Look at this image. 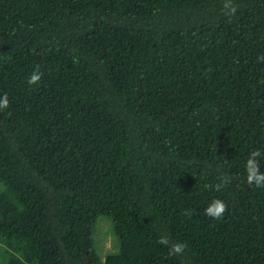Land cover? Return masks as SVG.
<instances>
[{"label":"trees","instance_id":"obj_1","mask_svg":"<svg viewBox=\"0 0 264 264\" xmlns=\"http://www.w3.org/2000/svg\"><path fill=\"white\" fill-rule=\"evenodd\" d=\"M223 2L0 0V264H264V0Z\"/></svg>","mask_w":264,"mask_h":264},{"label":"clouds","instance_id":"obj_2","mask_svg":"<svg viewBox=\"0 0 264 264\" xmlns=\"http://www.w3.org/2000/svg\"><path fill=\"white\" fill-rule=\"evenodd\" d=\"M223 8L225 10L226 15H234L237 8L233 4V0H224ZM258 60L264 61V56H259ZM39 66H37V70H34L29 76L27 83L29 85H38L41 81L43 73L38 70ZM9 100L7 94L0 97V110L7 109L9 107ZM262 156V153L259 149H254L248 156L245 162V170H246V181L249 185H255L257 187H264V172L260 171V162L259 157ZM230 182V177L223 176L221 178V183L215 185V189L217 191L220 190L222 185H227ZM205 187L211 188L212 185H205ZM227 204L221 199H213L205 208L204 214L214 220H220L224 213L227 211ZM190 216L191 213L189 212ZM158 244L160 245H169V240L165 236H161L158 240ZM186 248V243L179 241L176 243H172L168 248L169 255H177L183 253Z\"/></svg>","mask_w":264,"mask_h":264},{"label":"rangeland","instance_id":"obj_3","mask_svg":"<svg viewBox=\"0 0 264 264\" xmlns=\"http://www.w3.org/2000/svg\"><path fill=\"white\" fill-rule=\"evenodd\" d=\"M0 186H1V188H3V184L0 183ZM105 218H107V217H105ZM105 218H103L102 221H103ZM107 219H108V221H109V223L107 224V226L104 227L102 223L100 224V226H101V228H102V230H103L104 232H107V233L110 234V237H114V238L116 239V238H117V235L115 234V231H114L113 222H112L109 218H107ZM100 255H101L102 257H104V255H102V253H101Z\"/></svg>","mask_w":264,"mask_h":264}]
</instances>
